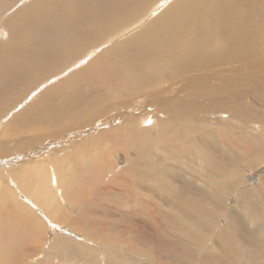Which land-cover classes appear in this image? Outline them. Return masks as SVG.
<instances>
[{
  "label": "bare ground",
  "instance_id": "1",
  "mask_svg": "<svg viewBox=\"0 0 264 264\" xmlns=\"http://www.w3.org/2000/svg\"><path fill=\"white\" fill-rule=\"evenodd\" d=\"M22 5L27 7L19 11ZM2 11L0 22L11 19L10 23L0 25V37L6 35V29L11 30L12 36L9 44L0 48V111L8 108L0 114L3 117L0 144L10 140L3 126L5 117L15 107H9L14 96H24L36 82L41 88L50 86L57 78L82 67L79 73L59 80L46 90L37 104H29L31 95L27 100L30 108L17 117L21 119L20 128L28 123L37 127L32 135L37 139L34 149L39 154L42 150L39 142L58 138L57 133L60 135L72 126L88 130L101 123L111 127L89 139L88 151L107 153L108 144L113 150L97 159L93 155V160L72 176L63 179L68 170L63 172L61 188L55 169L68 167L76 151L66 156V163L48 159L47 174L37 171L42 170L43 163L25 165L18 170L0 169V264H31L33 256L25 252H29L28 244L36 242L41 249L44 241H49L45 240L49 226L63 223L71 226L65 227L70 233L71 229L81 232L82 241L93 244L92 248L66 236L65 228H56L58 232L51 234L54 238L50 250L38 253L43 255L34 260L37 264H51L53 253L62 262H76L86 252L94 261L92 253L99 249L104 262L98 260V264H154L152 259L137 263L127 252L115 249L116 243H121L112 241L114 226L108 223L101 228L96 217L92 218L93 207L85 201L86 197L95 199L108 193L129 204L138 199V205L147 207L142 202L145 189H150V194L166 204L169 212L158 218V222L155 220V225L150 223L153 233L145 229L143 220H137L130 228L120 227L116 220L117 233L145 235L175 264H264V135L255 127L264 125V0H0ZM123 35L127 37L115 41ZM105 38L114 46H103ZM79 79L85 84L93 79L102 89L73 94L70 90ZM146 90L152 91V95H166L143 99L137 104ZM220 93L237 95L239 100L230 104L218 101ZM59 94L62 96L59 100H64L56 108L54 103L59 101L56 98ZM169 97L174 107H163ZM91 98L94 100L87 107L76 109L79 112L71 110ZM204 98L217 112L192 111L190 100L192 105H198L197 101ZM157 104V108L145 111L146 107ZM124 114V120L134 121L135 129L139 123L155 121L154 116L162 117V123L153 126L160 128V132L148 131L139 136L130 133L121 137L127 141L120 143L113 135L118 128L109 120H117ZM61 116L79 119L47 130V123ZM30 117H33L31 121L26 119ZM176 119H184L185 124L178 126L173 122ZM197 123L208 125L199 130L200 137L209 135L231 144L224 143L218 148L220 153L216 146L208 145L204 152L197 149L191 155L188 145L193 142ZM15 140L25 148L7 149L3 155L35 154L33 148L29 150ZM167 142L171 144L162 149L178 154L170 168L205 170L201 174L205 178L202 186L185 182L182 187H174L150 171L151 165L166 167L165 158L160 162L154 158L158 156L159 144ZM148 158H151L149 165L143 162ZM122 162L124 166H115ZM110 171L112 175L108 178L113 180L106 183L130 187L134 179H152L158 192L154 194V188H145L138 181L133 185L135 191L129 193H118L111 185L101 186L107 179L106 172L110 175ZM247 172L257 174V184L249 186ZM184 175L191 179L186 172ZM179 182L182 184V179ZM80 193L85 200L75 206L77 202L73 198L80 197ZM229 195L234 197L233 207L225 205L224 198ZM21 196L28 205L18 203L16 198ZM62 206L72 213L73 209L90 212L84 218L77 215L76 222L84 223L85 227L74 225L69 220L70 213L66 215ZM125 212L118 211V215L127 218L132 209ZM93 229L99 234L90 233ZM208 241L210 246L206 244ZM204 250L213 255L199 257V252Z\"/></svg>",
  "mask_w": 264,
  "mask_h": 264
},
{
  "label": "rangeland",
  "instance_id": "2",
  "mask_svg": "<svg viewBox=\"0 0 264 264\" xmlns=\"http://www.w3.org/2000/svg\"><path fill=\"white\" fill-rule=\"evenodd\" d=\"M25 7H27V6L26 5H22L19 8V11H21ZM3 12L4 11L0 12V17H1ZM10 19L11 18L5 20V22L3 21V23L0 22V25L8 24L7 21L10 23ZM132 21H134V20H132ZM138 27L132 29L131 30L132 33L134 31H136L138 29ZM5 32H6V35L3 38L0 37V48L2 46H4V45L9 44L10 37L12 36L11 30L6 29ZM125 37H127V36H125V35L120 36L115 41L118 42L119 40H123ZM101 42L102 41H100V43ZM102 44H103V46H106L107 48H111V47L114 46V45L111 44V41H109L108 38H105V42H102ZM75 56L76 55H74L71 58H69L67 62L71 61ZM89 64H90V62L88 63V65ZM81 68L73 69L69 74H66L65 76L57 78V80L54 83H52L50 86H46V87L41 88V86L36 85L37 84V82H36L35 85L30 89V91H28L24 96L19 97V98L14 96L12 98V100H11V102L9 104V107H11V108L13 106H15V107L13 109H11L12 111L9 112V114L5 117V119H4V123L5 124L3 126V130L5 131V134L10 137V140H8V142L5 145H1L0 144V169H2V167H5V168H9L10 170H18L20 167H23L25 165H28L30 167V166H33V165L35 166L36 164H39V163H43V165H45V166H42V170H37V171H44L47 174L49 172H48V166L45 164V162H47L48 159L51 158V159H53L55 161L61 160V163H66L67 162L66 156L69 153H73V152L76 151L75 154L77 153V155L74 156V158L76 160L73 158L72 159L73 162L71 161V164H69L68 167H65L64 165L60 166L63 169L62 171L60 170V167H57L55 169V171H56V173L58 175V184L60 185V188H61L64 185V184H62V179H61V175H62L63 172L68 170V172L65 175H62L63 179L67 175L72 176L73 174L77 173V171H78L77 169L82 168L84 164L88 165L93 160V155H96L97 156L96 159H97V158H99L102 155H105V154H108V153L112 152L113 147H110V144L105 146V150L106 151L108 150L107 153L106 152H101L100 150H98V151L91 150V152L88 151L87 144L89 143V139H91L93 137V135L96 136L101 131H106L107 129H109L111 127V126H106V125L101 124V123H98L96 125L95 129L92 127L91 129H88V130L85 129L86 130L85 131L84 128L81 130V128L77 129L75 126H72V127L69 128V130H71L70 132H69V130H66V131H63V133L60 134V135H58V133H57L58 138H55V137L51 138L50 137L48 140H46L44 142L41 141V142L38 143V145L40 143H42L41 144V149L42 150H41V152L39 154L36 153V149H34L35 148V142H36L37 139L32 135V132H36V128L37 127H32V123H28V124H25L27 127L23 128V129L20 128L21 119L18 120L17 117L22 111H25L26 109L30 108V107H28L29 104H34V105L37 104L40 101L43 93H45L46 90H48L52 86H54L56 84V82L58 83V82H60V81H62L64 79H66L71 74L75 75V74L79 73L83 69V68L82 69ZM78 70H80V71L77 72ZM75 71H76V73H75ZM75 83L76 84L70 90L71 92H73V94H77L80 91H83L85 89H88V90H92L93 89V90H95L97 88H100V91L102 89L101 86L97 82H95V80H93V79L87 84H85V82H81L80 83V79L77 82H75ZM81 85H82L83 88H80ZM151 92L152 91L146 90L145 91V95H143L137 101V104L143 99H145V101H146V100H150V99L162 98L164 95H166V93H163V94H160L159 96H157V95H152ZM224 94L225 93L217 94V95H220V99H218V101H221V102H224V103L227 102L228 104H230L232 102H236V101L239 100L237 95L228 96V95H224ZM31 95H33V96L29 100V97ZM221 95H224V96H221ZM59 97H62V96L60 94L58 96H56L57 100L60 99ZM27 100H29L28 101L29 104L27 103ZM63 100H64V98H62L61 100L55 102L54 106L57 108L63 102ZM92 100H94V98L89 99L84 104H80V105L74 106L71 110H75V111L79 112V110H76V109H79V108H82V107H87L89 104H91ZM197 102H199L198 105H192L191 100H190V108L193 109L192 111L195 114H204V113H207V112H210V113L217 112L216 109H213V108H211L210 106L207 105V103H208V99L207 98L200 99V101H197ZM250 103L254 104L253 102H250ZM157 106H158V104L154 105V106H148V107H146L145 111H148L150 109H155V108H157ZM168 106L174 107L173 104L171 103L170 97L168 99V103L165 102V106H163V107L167 108ZM7 110H8V108H2V110L0 111V114L6 112ZM111 111H113V110H111ZM150 116H152V115H150ZM32 118L33 117L26 118V119L31 121ZM125 118H126V114H124L123 117H120L117 120H113V119L109 120L110 123L116 124L115 127L118 128L117 132L115 134H113V135L115 136V138L118 139L117 141L120 142V143L126 142L127 140L125 138H121V137H127V135L130 134V133H135V134H137L139 136V135H144L145 132L147 133L148 131L153 132V133L160 132V128L156 129V128H153V126L154 125H159L160 123H162L161 122L162 117H155L154 116V120L155 121H151L149 119V121H147V122L145 121V123H141V124L139 123L137 129H135V127L133 125L134 121L128 122V121L124 120ZM78 119H79V117L78 118H74V119H68V118H66L64 116H61L57 120L48 122L47 123V125H48L47 126V130L48 129H52V128L53 129L57 128L60 125H69V123H71V122H73L75 120H78ZM1 120H3V117L0 118V121ZM173 122H175L178 126H183L185 124V120L184 119H176ZM194 126H196V131H195V133L193 135V142L188 145V150H189L191 155L197 149H199V150L204 152L208 145L216 146L217 152L220 153L218 148H220L224 143H227L228 145L231 144L228 141L225 142L222 139L214 138V137H211L209 135H204L203 137H200L199 130L200 129H204L208 125L197 123V124H194ZM255 127H258L260 133L262 135H264V132H262L263 131L262 129H264V125L255 126ZM128 128H129V130H123L122 132L119 130V129H128ZM42 131H44V130H42ZM76 131H77V133H76ZM80 131H82L83 133H81ZM0 138H1V136H0ZM15 139H18L21 143H23L26 146H28L29 150H32V148H33L34 150L32 152H34L35 154L30 155V153L25 154V153H21L20 152L18 154L14 153L13 155H9V156L3 155L4 151L7 150V149L15 148V149L19 150L20 148H25L19 142H16ZM211 139L213 140V144L211 143ZM197 140H199V141H198L197 144H195V142ZM85 142H86V144H85ZM166 144H171V143L167 142V143L159 144V147L156 150V154L158 156H156V158H154L155 161L158 160L159 162H160L161 158H165L164 161H165V166L166 167H164L163 165H160V167H159L158 164H155V166L151 165L150 171H152L155 174H157L161 178V180H163L165 183H168V184H170V185H172L174 187H182V185L185 182H191V183L196 184L197 186H202L205 183V178L201 174H205L206 173L205 170H202L201 168H198V167H193V169H187V168H183V167H178V168L172 167L174 170L171 169L170 167L173 166L172 165L173 162H176L174 157L178 158V154L174 150H170V151L163 150L162 148ZM38 147L39 148H37V149H40V146H38ZM98 152H100V153H98ZM109 157L111 158L110 155H109ZM13 158H15V159H13ZM81 158H82V160H81ZM110 160H112V158ZM166 161L168 163H166ZM187 161H191V160L187 159ZM98 162H99V164L101 163V161H98ZM143 162L148 163V165H149V164H151V158H148L146 161L143 160ZM145 163H143V164H145ZM124 165L125 164L122 162V163H120L118 165L116 164L115 166L116 167H122ZM145 167H147L146 164H145ZM160 170H161V172H160ZM141 171L145 173V168H143V166H141ZM184 172L189 174L191 179H188L187 177H185ZM106 174H107L106 175L107 179L106 178L104 179V183H102L101 186H105L106 184L108 186L111 185L112 189H114L118 193H129L130 191L134 190L133 185H134V183L136 181H138L137 183H140V184L142 183V185H145V188L146 187L154 188V194H157V192H158L156 190L157 185L152 181V179H150L148 181H144V180L140 181L139 178L134 179L132 177L134 179V182H132L130 187H117V184H115L114 182H112L111 184L106 183L107 180L108 181L113 180L112 178L111 179L108 178V177H111L112 172H111L110 175H108L109 173H107V172H106ZM117 175L119 177L121 175V173L119 172ZM253 176L255 177V176H257V174L254 173V175H252L251 172H247L245 174V177H246V180H247V183L249 184V186L250 185H255L259 181L258 177L252 178ZM250 178H252V179H250ZM102 179L103 178L101 177V180ZM127 179H125L124 182H126ZM180 179H182V184L179 182ZM0 180H1V178H0ZM178 185H180V186H178ZM8 186L11 189H14V187L10 183L8 184ZM0 188H1V184H0ZM144 191H145V195L142 196L143 200H142V198H141V200H142L143 204L145 206H147L148 208L138 205V199L134 200V202L136 204L135 203H130L129 204V202H124V200L119 199L118 196H115V195L111 196V194H108V193H102V196L100 198H95V199L93 198V196H92V198L91 197H88V198L86 197V200L82 198V193H80L81 194L80 197L78 195L79 198L78 197H76V198L74 197L73 200L75 202H77V203H75L76 204L75 206H80V204L78 202L81 203L84 200L86 201L87 205L92 206L93 210H94V214H93L92 218L94 219L96 217L98 224H99V222L101 224V228H103V224H108V223L112 224L114 226V229L116 230L115 232L112 233L113 236L111 235L112 236V241H118V242L121 243V244H117L115 242L116 245L114 246V248L117 249L118 251H121V252H123V251L127 252L129 254V256L134 257L135 259H137V263H145L146 262L145 259H147V260L150 259V261L152 259L151 262L155 261V263L156 262H161V263H171V264L174 263L175 264L177 262H174L173 260L171 261L170 258L165 257L166 254L163 253L162 251L160 252V249L157 246H155L154 244H152L153 243L152 241H150L149 239L145 238V235L143 236V234L135 233V232H128V234H127L126 232L124 233V231L122 233L121 232L117 233L118 230H117L116 223H115L116 220H118L119 224L122 225L120 227H126L127 226V228H130L133 225L137 224L138 223L137 220H143L145 222V229H147V231H149L150 233H153V231H151V230H154V228L150 225V223L152 225H155V220L158 222L160 220L158 218H162L163 216H166L167 213L169 212V208H168V206L166 204H164L160 199H156L152 194L149 193L150 189H145ZM144 191H142V192H144ZM164 196H167V195H164ZM16 199L18 200L19 204L22 205V203H23L25 205H28L23 200V199H25L24 196H21V197L16 198ZM99 199H101V201H99ZM97 201H99V204L96 205L95 202H97ZM224 202H225V205L230 206V207H233V205H235L234 204V197L231 196V195L227 196V198H224ZM125 203L128 204V205H125ZM146 203H147V205H146ZM93 204H95V206ZM61 209H63L62 211L66 215H68L70 213L69 214V216H70L69 220L72 219L75 222L74 225H78L81 228L85 227L84 223L81 222V224L79 225L76 222V220H79L77 218V215L81 214V217L84 218L86 215H89L90 212H88L87 210L83 212L80 209H73V213H72V212L68 211V209L65 206H62ZM131 209H132V213L129 214L128 215L129 217H127V218L120 217L118 215V211L119 212H124V214H126L125 211L131 210ZM105 211H107V212L113 211L114 214L108 213V215H106L107 212H105ZM36 214H38V212H36ZM168 217H169V215H168ZM42 218L45 219V217H43V216H42ZM252 218L253 217L251 216V219ZM88 219H90V217ZM254 220H256V219H254ZM63 224L64 225H62V226L61 225H57V224H53L55 227H53V225L51 227L49 226V228H48L49 233L45 237V240L47 239L49 241H44L43 247L41 249H38V246H36V242H30L28 244L29 252L26 251V250H25V252L29 256H33L31 258V264H37L34 260L36 258H39V257H41L43 255V254H38V253H42V252L46 253L48 250H50V242L54 238V236H51V234L55 233V232H58L57 230H55L56 228L64 229L66 226L69 229L71 228V226H68L65 223H63ZM79 227H77V228H79ZM120 227H118V228H120ZM69 229L65 228L66 232H64V234L66 236L73 237L74 240L77 239L76 241H78V240L82 241V239H83L82 235L83 234L81 232L79 233V232L74 231V230L71 229L72 233H70ZM75 233H76V236H75ZM90 233L99 234L95 229H93L92 232H90ZM133 233H135V234L132 235ZM103 236H106V235H103ZM98 240L100 241L99 238H98ZM80 243H83V244L86 243L89 248H92V245H93V244L88 243L87 241H82ZM206 244L210 246L211 245V241H208ZM68 248L70 249V247H68ZM208 248L210 250V247H208ZM92 254L95 257L94 261H91V256L88 253L85 252V254L83 255L81 260H78L76 262H62L58 258V256L55 253H53L52 257H53L54 260H52L51 264H98V260L100 261V263L104 262V258L102 257L103 256V252H102L101 249H99L95 253L93 252ZM203 254H208L209 255V254H212V253H210L207 250L200 251L199 252V257H201ZM146 255H148V256L150 255V258L145 257ZM215 255H218V254H215ZM96 257H97V259H96ZM123 264H128V263L124 262Z\"/></svg>",
  "mask_w": 264,
  "mask_h": 264
}]
</instances>
